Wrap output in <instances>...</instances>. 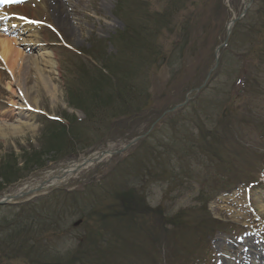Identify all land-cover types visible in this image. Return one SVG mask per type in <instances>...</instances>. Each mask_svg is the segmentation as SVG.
I'll return each mask as SVG.
<instances>
[{
    "label": "rangeland",
    "instance_id": "374dc122",
    "mask_svg": "<svg viewBox=\"0 0 264 264\" xmlns=\"http://www.w3.org/2000/svg\"><path fill=\"white\" fill-rule=\"evenodd\" d=\"M131 1L123 0L119 8L117 0H62L71 38L55 26L43 1L20 2L17 18L32 31L18 38L33 41L32 55H49L51 62L47 68L39 64L43 81L23 86L0 61V127L23 125L18 133H0V166L9 180L0 176V195L149 133L120 156L78 172L67 185L27 203L1 206L0 249L6 253H0V264H264V184L247 185L264 180V32L254 36L263 24L264 0H247L246 16L234 24L205 88L159 121L163 111L181 104L190 88L204 82L227 24L241 15L245 3L205 0L203 6L201 0H186L172 31L163 29L154 48L145 40L146 48L137 51L136 43L118 41L119 33L130 26L131 35L140 24L147 26V15L162 11L165 2L142 0L145 6L135 12ZM6 6L16 5L2 4L0 11ZM187 22L195 51L180 43ZM98 44L100 55L105 51L112 64H119L134 87L119 115L86 109L90 86L83 83L88 74L96 75L85 63L91 45ZM65 63L81 77L80 83L70 74L71 91L65 87ZM102 67L97 62L96 68ZM26 88L33 100L28 107L35 104L36 112L25 108L7 121L11 112L19 113L12 104L23 107ZM224 106L226 118L221 117ZM202 135L213 150L202 153ZM216 135L223 137L215 140ZM122 197L126 203L139 201L147 212H127ZM202 205L213 220L231 227L220 232L203 226L194 239L196 250L184 258L180 252L199 230L197 223L191 230L184 225L202 214ZM243 212L250 221L238 217ZM179 214H185L179 230L162 224ZM203 239L206 246L196 244Z\"/></svg>",
    "mask_w": 264,
    "mask_h": 264
},
{
    "label": "trees",
    "instance_id": "16d2710c",
    "mask_svg": "<svg viewBox=\"0 0 264 264\" xmlns=\"http://www.w3.org/2000/svg\"><path fill=\"white\" fill-rule=\"evenodd\" d=\"M122 1L123 0H117L119 8L122 7ZM185 1L186 0H163L162 3L165 2V5H163L162 11H157L154 14H151L148 12L149 14L146 17L147 22H148L147 26L145 24H140V29L136 30L135 28L134 30L131 31V35H129L130 26H128L125 32L119 33L118 41L120 42L123 41L126 44L136 43V47H134V49L139 51L140 49L146 48L145 43L143 42L146 40L149 42L148 48H154V44L155 42L158 41L160 35L162 34L161 33L162 30L169 29V31L171 32L172 27L176 26V22L174 20H176L175 19L176 16L180 13L181 9L183 8V4ZM188 1H191V0H188ZM204 1L205 0H201V2H203V6H205L209 2V1L204 2ZM143 3L144 2L142 0L140 1L132 0L131 1V4L135 7V12L139 11V6H143V7L145 6ZM123 4L126 6L130 5L129 2L127 1H124ZM143 13H146V12H143ZM132 14L136 17H139L137 13L136 14L132 13ZM151 17H154V18L150 22ZM189 25L190 24L187 22L185 24L186 28L183 27L181 29V31L183 32V35H182V40L180 41V43L185 45V47H189L190 50L195 51L194 49H192L193 47H195L194 43L191 42L190 36L186 34L188 33L187 27ZM262 32H264V14H263V24L260 30L254 34V36H258ZM140 34H141L142 39L140 38ZM101 42L102 41H100V43ZM101 51H102V48L100 44H98L95 49H93L91 45V50L87 54V56L90 58V61L85 64H87L89 67L94 69L93 74H95L96 76H93V75L89 76L88 74L86 78L87 82L83 83V84H86L87 86H90L88 90L90 103L86 107V109L88 111L99 109L102 112L105 110L103 113H117L119 115L125 109L126 103L129 101L131 93L134 92V87L132 85L131 79L122 70V67L119 64H112L111 61L109 60V56L107 55L105 51L102 55H100ZM261 52L264 54V48L261 49ZM142 61H145V58H143ZM97 62L103 63V67L101 69L96 68ZM80 66H83V63H81ZM63 67L65 68V70L63 71V77L65 79V87L68 88L69 91H71L72 87L69 84L70 74L72 75V77L78 79L80 83H81V77L77 73L72 72L68 64L65 63ZM131 68H133L132 65L130 69ZM121 71H123V74H120ZM88 76L91 78V80L88 79ZM78 101L81 102L82 100L79 99ZM94 103H95V106H94ZM224 110L225 111L221 115L222 118H226L227 116V112H226L227 109L225 108ZM225 121L226 120H223V122L228 126L229 122H225ZM227 131L229 130L227 129ZM221 137L223 136L216 135L215 140H219V138ZM201 138H202L203 143H202V148L201 147L199 148L201 149L202 153L208 150H213L211 144L208 141H206L207 135H202ZM211 138L214 139V137H211ZM253 155L255 156L254 161L259 162V160L256 159L258 157L257 154H253ZM167 167H169V165L165 166V168ZM7 170L9 171L10 167H7ZM5 172L6 171L4 170V166H0V176L4 177L6 183H9V180L5 178ZM216 189H218V187ZM122 200H123V203L121 207L126 209V211L129 213L136 215L137 213L147 212V209L145 208L144 204H141L137 200L135 202H132L131 200V202L128 201V203L124 201L125 200L124 197H122ZM132 206L135 208H133ZM202 207L203 208L200 211L202 214L195 213L194 216L196 217L193 218V221L187 220L186 224L184 225L185 229L191 230L197 223L199 230L201 229L200 231L197 230L193 232V235H192V232L190 233L192 235L193 242L191 244L187 243L186 245H184L183 251L180 252V254L183 253L184 258H188L192 256L193 255L192 251L196 250V247L193 246L194 239L198 234L202 232L203 226L207 225V227L217 229L220 232H227V230H229V228L231 227L229 224L225 222L213 220L210 217L206 209V206L202 205ZM181 214L165 219L162 222V224L164 226L166 225L172 226L175 229V231L179 230L183 226L182 221L184 220V216H185V214L183 215ZM122 215H125V212L123 210H122ZM201 236H203L205 239L204 234H201ZM204 239L202 243H200L199 241H196V244L200 246H206ZM190 248H191V252L189 251ZM207 250H204V252L206 251L205 258H207L208 260H212L211 259L212 253ZM193 262L194 260L191 261V263Z\"/></svg>",
    "mask_w": 264,
    "mask_h": 264
},
{
    "label": "bare ground",
    "instance_id": "6f19581e",
    "mask_svg": "<svg viewBox=\"0 0 264 264\" xmlns=\"http://www.w3.org/2000/svg\"><path fill=\"white\" fill-rule=\"evenodd\" d=\"M22 1V0H21ZM43 1V4L45 6V9L47 13L50 14V19L52 22L57 26L59 30H61L62 33H64L67 37H70L73 35V33L68 29L70 20L66 13H63L62 10V0H39ZM60 1V2H59ZM38 2V1H36ZM6 4L4 0H0V5ZM15 4L16 6H6L4 9L0 11V25H4L5 27L0 29V61L4 65L5 69L11 73L14 74L13 76L17 78L18 81L22 83L23 86H26L28 82H31L32 80H39L40 82L43 81L42 74L45 72L41 68H39V64L43 63V67L47 68V64H49L51 61V56L44 55L40 58H35L32 55V52L36 50V45L31 40H24L22 38V34H28L30 31H32V28L28 25L22 24L21 21H19V16L17 10L23 11V8L20 5V2H12L7 3ZM17 18V19H12ZM6 22H10L7 23ZM16 36V37H14ZM30 37V36H29ZM45 59H48L46 62ZM46 65V66H45ZM22 101H25V103L21 104L23 107H17L15 108V104H12V107L14 111L19 113H13L11 112L7 117L4 119H7V121H13L16 116L21 115L22 111L26 108L27 110H31L33 112H36L37 107L35 104L33 107L28 105H31L33 103L32 97L29 94V90L26 88L24 95L22 97ZM31 107V108H30ZM25 112V110L23 111ZM24 115V113H23ZM20 127L15 128L13 125H3L0 128V133L5 132H13L18 133L20 131V128L23 126L21 123H19ZM17 127V126H16ZM96 155H93V157L86 161L87 164H82L83 162L79 161L73 164H70L66 167H61L59 169H56L55 171H49L45 174V176L42 178V182H36V184L31 185L23 190V192L36 190V188L44 189V188H55L67 185L68 182L76 176L77 173H75V169H83L89 167L92 163H94V158ZM19 191V190H18ZM39 191V190H38ZM14 195V194H13ZM22 193L18 194L17 196L20 197ZM242 210V207L239 208ZM238 213V212H237ZM240 214V213H239ZM243 221H250V218H248V215L244 212L241 213V216ZM250 229L252 232H255V228L251 227ZM259 232V231H256ZM264 234V233H262ZM264 239V235L261 237ZM247 264H253V263H247Z\"/></svg>",
    "mask_w": 264,
    "mask_h": 264
},
{
    "label": "water",
    "instance_id": "95a60500",
    "mask_svg": "<svg viewBox=\"0 0 264 264\" xmlns=\"http://www.w3.org/2000/svg\"><path fill=\"white\" fill-rule=\"evenodd\" d=\"M245 2H246V0H245ZM234 22H235V19H232L231 21H230V23H229V25L227 26V29H226V32H227V36L226 37H228V35H229V33H230V30H231V26L234 24ZM226 40H227V38H226ZM226 40H225V42L223 43V44H221L220 46H223L225 43H226ZM219 46V47H220ZM217 57H218V49L216 50V52H215V62H217ZM212 71V70H211ZM209 77V75L207 76V78ZM197 90H200V88L199 89H197ZM193 91V90H192ZM191 91V92H192ZM176 109V108H175ZM174 110V109H173ZM173 110H170V111H173ZM165 113H167V112H164V114ZM139 140V138H136V139H134L133 141H131L130 143H128L126 146H125V148L123 149V150H126L127 148H129L131 145H133L135 142H137ZM122 150V151H123ZM121 152V150L120 151H112V152H107V151H103V152H99V153H96L97 154V157L94 159V162H100L102 159H103V157L105 156V155H109V156H113V155H116V154H119ZM83 165L84 164H87V163H85V162H83L82 163ZM37 190H42V189H40V188H38ZM36 191V190H35ZM33 193V191H29V192H26V193H23L21 196H26V195H28V194H32ZM20 196V197H21ZM16 199H18V196H16V197H14L13 198V200H16ZM6 202L5 201H0V205H4Z\"/></svg>",
    "mask_w": 264,
    "mask_h": 264
},
{
    "label": "snow or ice",
    "instance_id": "6c2138e0",
    "mask_svg": "<svg viewBox=\"0 0 264 264\" xmlns=\"http://www.w3.org/2000/svg\"><path fill=\"white\" fill-rule=\"evenodd\" d=\"M5 3L21 2V0H4Z\"/></svg>",
    "mask_w": 264,
    "mask_h": 264
}]
</instances>
